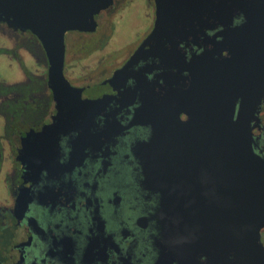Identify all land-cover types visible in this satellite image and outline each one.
Here are the masks:
<instances>
[{"label":"flooded vegetation","instance_id":"obj_1","mask_svg":"<svg viewBox=\"0 0 264 264\" xmlns=\"http://www.w3.org/2000/svg\"><path fill=\"white\" fill-rule=\"evenodd\" d=\"M139 5L147 15H133ZM156 13L155 0H114L96 16L95 32L66 33V80L84 100L106 103L89 124L59 135L57 151L33 159L48 163L33 168L20 158L25 141L59 112L50 58L35 33L0 20V264H169L159 248L161 194L144 183L137 154L170 120V68L154 51L126 68L156 30ZM137 26L145 34L133 39ZM181 50L188 60L203 52L193 44ZM172 71L181 89L179 67ZM257 117L252 147L264 158V101ZM44 140L49 146L55 137Z\"/></svg>","mask_w":264,"mask_h":264},{"label":"water","instance_id":"obj_2","mask_svg":"<svg viewBox=\"0 0 264 264\" xmlns=\"http://www.w3.org/2000/svg\"><path fill=\"white\" fill-rule=\"evenodd\" d=\"M155 1L156 30L126 68L151 51L164 55L170 68V120L164 130L156 127L155 137L137 154L144 183L161 194V259L169 264H264V158L253 150L250 127L264 101V0ZM113 4L0 0V20L42 41L58 102L54 122L25 141L20 158L27 157L29 168L45 166V160L33 159L52 155L59 135L89 124L90 115L106 103L84 100L66 80L65 35L95 32L96 16ZM241 16L244 22L235 25ZM219 28L213 36L206 34ZM182 44L203 52L188 60ZM176 66L181 89L179 82L173 87ZM116 80L118 71L109 82ZM181 113L187 121L180 120ZM47 137L55 140L44 146ZM37 141L41 145L34 152Z\"/></svg>","mask_w":264,"mask_h":264},{"label":"rangeland","instance_id":"obj_3","mask_svg":"<svg viewBox=\"0 0 264 264\" xmlns=\"http://www.w3.org/2000/svg\"><path fill=\"white\" fill-rule=\"evenodd\" d=\"M133 15H147L145 5H139L138 7H136ZM132 33L133 32H131V34ZM144 34H145V29L137 26V28L135 30V34H133V36H130V37H132L133 39H135L137 37L141 38V37H143ZM263 237H264V234H263Z\"/></svg>","mask_w":264,"mask_h":264}]
</instances>
